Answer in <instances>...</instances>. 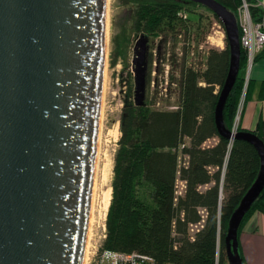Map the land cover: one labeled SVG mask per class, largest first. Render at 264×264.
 <instances>
[{
    "label": "water",
    "instance_id": "water-1",
    "mask_svg": "<svg viewBox=\"0 0 264 264\" xmlns=\"http://www.w3.org/2000/svg\"><path fill=\"white\" fill-rule=\"evenodd\" d=\"M224 25L230 65L215 121L244 138L260 169L232 213L229 264H243L240 225L264 189V140L230 129L225 105L240 71L237 15L192 0ZM107 0H0V264H83L92 204L106 58ZM135 102L144 104L148 37L134 47Z\"/></svg>",
    "mask_w": 264,
    "mask_h": 264
},
{
    "label": "trees",
    "instance_id": "trees-1",
    "mask_svg": "<svg viewBox=\"0 0 264 264\" xmlns=\"http://www.w3.org/2000/svg\"><path fill=\"white\" fill-rule=\"evenodd\" d=\"M185 1L195 2L122 0L133 3L130 16L142 34L182 35L185 41L178 107H155L146 99L139 105L130 98L123 108L102 248L149 254L163 264H225L230 217L257 177L261 160L251 142L231 140L218 131L215 108L229 70V42L226 38L225 47H209L198 61H189L188 40H204L210 22L184 14ZM218 1L237 16L246 1L252 18L264 23V9L254 0ZM263 48L254 60L264 55ZM247 62L241 44L240 71L225 105L230 129L244 91L246 76L241 72ZM263 208L264 189L239 234L251 214Z\"/></svg>",
    "mask_w": 264,
    "mask_h": 264
},
{
    "label": "rangeland",
    "instance_id": "rangeland-1",
    "mask_svg": "<svg viewBox=\"0 0 264 264\" xmlns=\"http://www.w3.org/2000/svg\"><path fill=\"white\" fill-rule=\"evenodd\" d=\"M133 1L137 3L140 0ZM107 6L109 30L102 91L103 117L88 253L101 246L104 239V223L112 200L114 163L121 135V117L127 101L130 98L135 100L134 47L142 34V31L136 29L134 20L130 16L133 3L127 5L122 0H108ZM181 11L200 22L201 20L210 22L204 40L198 42L192 37L188 40L189 61H198L209 47L226 46L227 36L224 25L215 18L210 8L197 2L185 1ZM164 38L167 39L162 44L161 41ZM184 41L185 37L182 35H149L148 37L145 99L155 107L173 109L179 105L177 81L183 60ZM241 73L246 76V69H243ZM245 84L246 80L244 88ZM243 98L242 94L238 100L234 124L237 123ZM179 189H183L181 182H179ZM105 202H108L107 207ZM110 252L108 250L106 264L111 263ZM225 264H229L228 259Z\"/></svg>",
    "mask_w": 264,
    "mask_h": 264
},
{
    "label": "crops",
    "instance_id": "crops-1",
    "mask_svg": "<svg viewBox=\"0 0 264 264\" xmlns=\"http://www.w3.org/2000/svg\"><path fill=\"white\" fill-rule=\"evenodd\" d=\"M254 1L264 9V0ZM243 97L234 129L253 131L264 140V55L253 61L248 76L246 67ZM239 242L246 264H264V208L255 210L247 219Z\"/></svg>",
    "mask_w": 264,
    "mask_h": 264
},
{
    "label": "built area",
    "instance_id": "built-area-1",
    "mask_svg": "<svg viewBox=\"0 0 264 264\" xmlns=\"http://www.w3.org/2000/svg\"><path fill=\"white\" fill-rule=\"evenodd\" d=\"M238 23L239 28L241 29L240 40L242 46L247 50L248 62H247V76L252 67L255 54L264 47V23L261 21H255L252 18L249 4L244 1L242 6L238 10ZM91 214V212H90ZM91 218V216H90ZM91 225L89 219V226L87 232V241H89L91 232ZM104 239L101 243V246L95 248L90 253H88V248L86 249L83 258V264H106L105 260L107 259L108 250L102 248L104 240L107 237V219L104 223ZM110 264H163L158 262L154 257L149 254L140 253L136 251L125 252L119 250H110Z\"/></svg>",
    "mask_w": 264,
    "mask_h": 264
},
{
    "label": "bare ground",
    "instance_id": "bare-ground-1",
    "mask_svg": "<svg viewBox=\"0 0 264 264\" xmlns=\"http://www.w3.org/2000/svg\"><path fill=\"white\" fill-rule=\"evenodd\" d=\"M108 30H109V14H108V6H107V14H106V37H105L106 45H107V39H108ZM106 50H107V47H106ZM102 117H103V92H102L101 114H100V123H99V137H98V147H97L96 166H95L96 170H95V177H94V183H93L92 205H91V211H90L91 212V214H90V216H91V218H90V225H91V221H92L93 201H94V195H95L96 171H97V163H98V158H99V142H100V135H101V129H102ZM105 206L106 207L108 206V202H105ZM89 235H90V232H89ZM88 245H89V241H87L86 249L88 248Z\"/></svg>",
    "mask_w": 264,
    "mask_h": 264
}]
</instances>
